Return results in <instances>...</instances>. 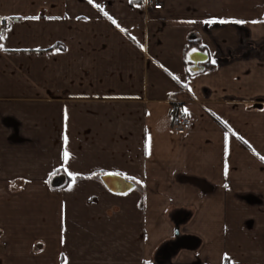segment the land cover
I'll return each mask as SVG.
<instances>
[{
    "label": "crops",
    "instance_id": "1",
    "mask_svg": "<svg viewBox=\"0 0 264 264\" xmlns=\"http://www.w3.org/2000/svg\"><path fill=\"white\" fill-rule=\"evenodd\" d=\"M147 1L0 0V264H264V0Z\"/></svg>",
    "mask_w": 264,
    "mask_h": 264
},
{
    "label": "built area",
    "instance_id": "2",
    "mask_svg": "<svg viewBox=\"0 0 264 264\" xmlns=\"http://www.w3.org/2000/svg\"><path fill=\"white\" fill-rule=\"evenodd\" d=\"M148 6H151L154 10H160L161 4L154 1H147ZM9 21L0 17V35L3 34L8 28ZM189 126V119L185 113L176 105L172 106V129L177 135H184Z\"/></svg>",
    "mask_w": 264,
    "mask_h": 264
},
{
    "label": "water",
    "instance_id": "3",
    "mask_svg": "<svg viewBox=\"0 0 264 264\" xmlns=\"http://www.w3.org/2000/svg\"><path fill=\"white\" fill-rule=\"evenodd\" d=\"M199 52L197 51H192L191 54L189 55V59L190 61L196 63L198 61V56H199ZM64 179L60 176V177H57L55 178L53 181H52V186L54 187H58L60 186L62 183H63ZM108 186L110 187H120L119 189L116 190V192H125L126 190L124 189V186L125 184L122 182V181H112L110 184H107ZM115 191V190H113Z\"/></svg>",
    "mask_w": 264,
    "mask_h": 264
},
{
    "label": "snow or ice",
    "instance_id": "4",
    "mask_svg": "<svg viewBox=\"0 0 264 264\" xmlns=\"http://www.w3.org/2000/svg\"><path fill=\"white\" fill-rule=\"evenodd\" d=\"M90 2H91V0H90ZM220 22L221 23H225V21H220ZM236 23H242V22L241 21H236ZM0 39H3L2 35H0ZM213 63H214V61H213ZM63 158H64L65 162H67V160L69 158V154L67 153V151H65ZM262 159H264V157H262Z\"/></svg>",
    "mask_w": 264,
    "mask_h": 264
}]
</instances>
